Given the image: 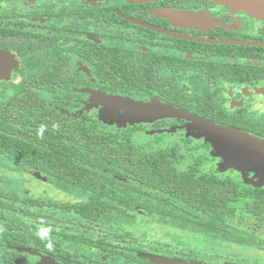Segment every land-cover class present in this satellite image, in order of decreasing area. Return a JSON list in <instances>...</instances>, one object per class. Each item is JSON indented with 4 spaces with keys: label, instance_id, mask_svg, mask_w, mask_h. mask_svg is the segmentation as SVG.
<instances>
[{
    "label": "flooded vegetation",
    "instance_id": "af4514ba",
    "mask_svg": "<svg viewBox=\"0 0 264 264\" xmlns=\"http://www.w3.org/2000/svg\"><path fill=\"white\" fill-rule=\"evenodd\" d=\"M254 91L264 100V22L243 12L208 0H0V264H227L225 244L264 264V224L236 199L222 213L219 196L205 197L247 186L219 170L192 121L264 140L245 110ZM212 219L217 233L196 224ZM149 224L210 248L164 241Z\"/></svg>",
    "mask_w": 264,
    "mask_h": 264
},
{
    "label": "water",
    "instance_id": "95a60500",
    "mask_svg": "<svg viewBox=\"0 0 264 264\" xmlns=\"http://www.w3.org/2000/svg\"><path fill=\"white\" fill-rule=\"evenodd\" d=\"M232 11H240L264 22V0H208ZM120 105L121 101H111ZM169 114V108L164 109ZM175 113V110H170ZM197 126L194 137L201 138L211 148V156L220 160L219 170H234L241 174V182L254 189L264 187V140L238 129L217 125L201 119L192 120ZM252 178L248 179V175ZM251 181V182H249ZM158 264H186L182 261L158 259Z\"/></svg>",
    "mask_w": 264,
    "mask_h": 264
},
{
    "label": "trees",
    "instance_id": "16d2710c",
    "mask_svg": "<svg viewBox=\"0 0 264 264\" xmlns=\"http://www.w3.org/2000/svg\"><path fill=\"white\" fill-rule=\"evenodd\" d=\"M102 133H98L97 131H94V137L93 139L95 142L99 143L98 148H106L107 146L103 145L102 142ZM0 147H9L6 142H0ZM237 184L226 186L225 183H223L219 188L214 187L210 190H206L205 197L214 199V197L219 196L221 198V212L222 213H233L235 212V209L232 208L231 203L232 199H236L235 201L238 202L240 205H242L241 212L252 214L253 221L257 222L259 224H264V188L262 189H254L251 187H244L241 186L240 183L236 182ZM192 199V198H191ZM191 223L190 220H178L173 221L172 225H174L175 228L179 227H185L187 224ZM202 224L196 223L198 225V228L200 230L205 231L206 233H217V221L215 220H207V221H201ZM224 222H221V225L218 227V229L221 227V229L228 228L227 226H224ZM224 238L227 240H233L235 238H240L241 236H235L234 234L227 233L226 235H223Z\"/></svg>",
    "mask_w": 264,
    "mask_h": 264
},
{
    "label": "rangeland",
    "instance_id": "374dc122",
    "mask_svg": "<svg viewBox=\"0 0 264 264\" xmlns=\"http://www.w3.org/2000/svg\"><path fill=\"white\" fill-rule=\"evenodd\" d=\"M255 94V91L253 92V99L249 100V103H245V110L247 112V115L249 118L252 120L259 122V123H264V100H261V98L257 97ZM260 96H262L259 93ZM221 168V167H219ZM231 170V169H230ZM228 171V170H226ZM224 171V172H226ZM234 171V170H232ZM239 175V177L242 179L241 174L238 172L234 171ZM248 179L252 178L251 174L247 176ZM240 179V181H241ZM251 182V181H249ZM243 184V183H242ZM41 184H35L33 188L36 190L35 194L41 193L48 195L52 191L51 189L48 188V186H40ZM247 187H252L250 184H243ZM36 188H39L38 190ZM264 188V187H263ZM151 226V227H150ZM145 228H149L152 230L157 231V236L161 238L164 241H169L172 244L173 241H180L184 243H189L190 245H193L194 247L191 248L193 252L199 253L201 251H204V248H210V240L203 238V237H197V236H191V234L179 231L177 229L173 228H168V227H163V226H157V225H152L149 224L147 226H143ZM217 253H225L228 254L230 257L234 258L233 262L227 263V264H242V260H245L243 264H248L250 260L255 261V259H259L258 253L255 251L253 252L250 250H245V249H240L239 247H236L234 245H219L217 246Z\"/></svg>",
    "mask_w": 264,
    "mask_h": 264
}]
</instances>
